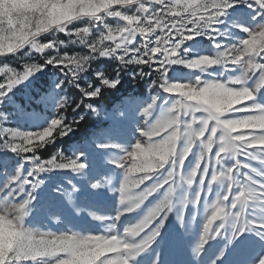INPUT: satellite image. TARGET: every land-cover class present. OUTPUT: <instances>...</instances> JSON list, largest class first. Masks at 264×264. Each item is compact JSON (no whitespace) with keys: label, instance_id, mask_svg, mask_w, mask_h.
Masks as SVG:
<instances>
[{"label":"snow or ice","instance_id":"1","mask_svg":"<svg viewBox=\"0 0 264 264\" xmlns=\"http://www.w3.org/2000/svg\"><path fill=\"white\" fill-rule=\"evenodd\" d=\"M131 8H135L134 13L125 11ZM240 12L246 15H236ZM229 17H234L231 19V28L222 31L220 26ZM108 18H118L124 23L113 27L107 22ZM77 20L83 21L85 26L70 28L69 25ZM232 29L247 33V37L235 43L218 41L217 37L229 36ZM94 30L99 32V38L89 39ZM52 31L63 32L77 39L88 49L87 54L61 53L59 46L64 41L49 39L42 42V35ZM137 36L142 40L137 42ZM199 36H207L213 42L215 51L189 57V49L184 45ZM105 41L112 42V46H105ZM25 47L41 54L55 50V55L47 54L44 64H25L23 71L7 65L0 66V77L3 78L0 82V108L4 107L8 93L15 86L47 65L61 67L66 77L70 78L68 82L79 88L88 99L98 98L102 88H115L120 83L118 77L108 78L103 72H96L99 85L82 87L81 75L88 70L92 60L98 57H115L121 67L141 65L138 73L140 78L156 77L149 85L156 92V95L150 96V102H132L130 105L131 110H142L144 117L151 118L159 110L154 122L149 119L139 129L140 136L146 138L148 143L136 140L131 150L124 149L126 156L112 162L123 173L134 177L139 188L153 176L159 178L140 190L144 199L136 209L120 210L111 224L117 225L116 222L122 216L140 209L161 189H164L163 198L142 219L127 225L123 234L109 230L106 234L84 237L72 234L51 237L60 242H68L53 252L50 257L52 264H135L136 257L159 236L167 220V212L172 210L176 189L194 183L199 185L198 190L191 200L188 197L183 200L185 205H198L201 200L212 195L215 184L223 186L222 191L216 193L215 199L206 204L209 214L195 249L198 254L210 238L227 231L226 225L231 226L232 237L237 232L264 235V214L257 215L250 211V202H256V208L264 205V180H257L241 171L252 167L241 157L259 159L257 154L264 153V103L258 99L264 91V0H0V56L16 54ZM205 58L211 61L210 66L222 65L235 74L227 79L215 80H204L197 76L185 83L173 82L168 78L172 65L201 70L207 66ZM145 68L149 70L145 71ZM237 68L239 72H236ZM249 81L253 82L250 84ZM63 84L62 80L55 87L59 89ZM163 94L178 95L163 97ZM44 102L54 104L58 111L46 126L21 131L0 123V149L15 153L22 161L15 174L8 175L0 183V191L4 193L0 199H5V203L16 199L21 187L26 193L28 187L32 189L41 182L39 179H30L38 177L39 173L52 169L80 172L87 167L80 162L84 156L80 149H76L72 157H65L60 151L53 153L47 160H42L38 155L41 148L67 136L73 131V126L85 118L80 115L79 120L67 122L63 111L68 107V100L64 96L49 94L44 97ZM79 106L77 103L76 107ZM86 107L96 111L92 104ZM168 114L172 117L171 126L166 132L156 135L158 119ZM8 119L5 117V121ZM189 125L197 135L191 137L192 142L182 162L181 157L177 156L155 171L140 169L138 161L144 152L158 150V140L169 133L175 136L174 129L177 128L184 132ZM226 129L230 135L226 134ZM181 140L184 139L179 140L178 151ZM197 144L202 145V148L189 172L194 170L192 178L189 173H185L184 163ZM99 147L108 148L110 145L100 143ZM229 156L234 159V163L226 165L224 161ZM25 165L30 167L26 169ZM252 171L258 172L254 167ZM258 174L264 177V172ZM127 188L128 183L125 182L121 191ZM19 198L23 199V196ZM23 211L24 205H20V215L16 220L4 216L5 230L18 227ZM43 238L49 239L46 236ZM221 252L222 249L216 260L224 256ZM0 256L4 258L0 264H26L27 261H34L19 259L10 249H0ZM261 257H264V253L256 256L253 264H264V258ZM47 259L49 257L37 258L40 261ZM216 260H213L215 264Z\"/></svg>","mask_w":264,"mask_h":264},{"label":"rangeland","instance_id":"2","mask_svg":"<svg viewBox=\"0 0 264 264\" xmlns=\"http://www.w3.org/2000/svg\"><path fill=\"white\" fill-rule=\"evenodd\" d=\"M125 11L134 13L135 8L125 9ZM236 15L244 16L246 13L240 12ZM233 18L225 19L224 25L220 26L222 31L224 28H231V19ZM78 21L81 20L74 21L73 24ZM107 22L113 27L121 26L124 23L118 18H108ZM83 26H85L84 23L79 27ZM56 33L54 31L44 33L42 37ZM95 33L93 40L99 38V32L96 31ZM246 37L247 33L239 29H232L229 36L217 37V39L221 43H235L240 38ZM140 40L142 38L137 36V42ZM105 46H112V42L105 41ZM184 47L189 49L187 53L189 57H196L205 53L212 54L215 51L213 42L207 36L196 37L194 41L187 42ZM28 49L29 56L35 53L37 56L44 57V54L38 53L30 47ZM16 54L0 56V66L7 65L17 71H23V69L8 65L7 61H5L11 55L16 57ZM12 62L18 64L15 58L12 59ZM24 62L25 64H41L30 58L25 59ZM48 66L29 76L8 93V100L5 102L4 107L0 108V123L3 126L11 129L18 128L21 131L35 130L46 126L47 122L58 114L56 106L44 102V97L49 94H55L64 96L68 100L64 86L59 89L55 87L57 83L64 80L66 73L62 69L57 71L55 65H52L53 67ZM239 71L240 69L237 68L236 72ZM234 74L222 65L205 66L201 70H191L185 65H172L168 72V78L174 80L173 82L185 83L187 80H194L197 76L204 80H215L227 79ZM254 80L255 77H253ZM2 81L3 78L0 77V82ZM253 81H249V83L251 84ZM149 85L150 83L145 96H127L110 110L93 106L96 109L93 112L100 119L102 126L93 131L83 143L73 144L68 151L57 150L62 152L65 157H72L76 149L83 151L84 156L81 157L80 162L87 165L85 170L77 172L72 169H52L39 173L38 177L30 178L32 180H42L44 183L36 189V200L33 201L35 210L29 218V223L40 225L41 227L47 225L57 232L68 231L71 228L86 235L106 234L109 231L108 226L111 225L121 207L119 205V191H112L111 189H119L123 181V170L116 167L112 161L126 156L124 149L129 148L131 150L130 147L136 140H140L141 143L146 141V138L140 136L139 129L145 126V122L149 119L154 122V118L159 113V110H156L153 113V117H144L142 110H131L130 108L132 102H146L151 95H156V92ZM169 95L175 96L178 94H163V97ZM258 99L261 103H264V91L261 92ZM5 117H9V119L5 121ZM100 143H106L110 147L101 148L99 147ZM0 144H2V138H0ZM184 144L185 141L181 140L180 150H182ZM115 145H122L123 147H114ZM201 148L202 145H195L192 154L185 161L184 171L186 174L194 166ZM257 155L260 157L259 159L252 157H241V159L256 168L258 172H253L252 167L243 168L241 171L252 175L257 180H264V177L258 174L259 172H264V153H258ZM21 162L20 156L0 149V183L8 175H14L17 166ZM64 162H67V160ZM224 163L231 165L234 163V159L229 156ZM28 167L30 165H25L26 169ZM5 168L7 172H5ZM158 178L159 176H153L152 179L147 181L145 185H141L136 191L150 186ZM97 181L100 182L102 187L93 189L91 184ZM198 187L199 185L194 183L192 186L184 185L176 189L173 195L172 210L167 212V220L159 236L144 252L136 257L135 264H212L213 260H216L221 249H224L231 236L230 225H226L227 231L222 235L210 238L203 251L198 255L195 249L202 236L203 225L209 214L206 210V204L215 199L216 193L222 191L223 186L220 183L215 184L212 195L207 197L206 200H201L198 205L183 204L185 194L191 200ZM27 191H31V188L28 187ZM163 194L164 189H161L150 197L140 209L127 216H122L116 222L117 228L111 231L123 234L125 227L142 219L147 211L163 198ZM3 195L4 193L0 191V196ZM16 199L17 201L20 200L19 197ZM255 203L250 202V205H252L250 211L257 215L264 214V205L256 208L254 206ZM77 209H81L79 214L76 211ZM89 212H95L97 215L107 217V219H94L89 215ZM55 214H59L62 217V223L53 224L51 222L50 215ZM181 216H183V226H181ZM157 253L160 254L159 259H157ZM261 253H264V242H261L255 233L248 232L242 234L239 241L229 246L224 256L216 260V264H253L254 258ZM26 264H42V261L30 260Z\"/></svg>","mask_w":264,"mask_h":264},{"label":"clouds","instance_id":"3","mask_svg":"<svg viewBox=\"0 0 264 264\" xmlns=\"http://www.w3.org/2000/svg\"><path fill=\"white\" fill-rule=\"evenodd\" d=\"M11 49V46L9 50ZM205 63L207 66L211 65V61H207L205 58ZM199 66V65H197ZM172 117L170 114L162 115L157 123L159 127L156 129V135H160L162 132H166L168 127L171 126ZM234 130V129H233ZM176 135L173 136L172 133H169L166 136H163L160 140L156 142L159 146L158 150L146 151L139 158V166L141 170L144 171H155L158 168L163 167L164 163H167L169 159H175L177 156L181 157V162L183 158L186 156L187 151L189 150L188 145L192 142L191 137L193 135H197L196 133L191 131V125L184 130V132H180L179 129H174ZM226 134L230 135V132L226 129ZM183 138L185 140V148L178 151L179 140ZM150 140V138H149ZM139 142V141H138ZM148 143V141H145ZM189 175L194 178V170ZM125 182L128 183V188L126 191H121L124 187ZM44 181L38 182L31 191H27L25 193L23 187L20 188V191L17 192L16 196H23V199L17 201V199H12L5 203V199H0V249L8 251L9 249L13 252L17 258L19 259H32L34 261L37 258L49 257L47 260H41L42 264H52L51 256L53 252L59 248L67 245V241L60 242L55 239H50L51 237L63 236L66 234H72L79 237L87 236L86 234H82L81 232L75 229H69L68 231L57 232L52 230L50 227L45 225L41 227L40 225H33L29 223V218L32 216L35 206L33 201L36 200V189H38ZM95 185V187L93 186ZM91 187L93 189L101 188L102 185L99 181L96 183H92ZM139 188V184L134 182V177H130L125 173H123V181L119 189H111L112 191L118 190L119 195V205L120 210H128V209H136L143 201L144 196L140 191H136ZM187 199V194H185L184 200ZM20 205H24L23 215L18 221V227L12 228L9 230H5L4 227V216L7 215L12 220H16L17 216L20 215L19 208ZM77 213L81 211V209L76 210ZM89 215L97 220H105L107 217L97 215L95 212H89ZM103 217V219H100ZM50 220L53 224L62 223V217L59 214L50 215ZM181 226H183V216L180 217ZM109 230L116 229V224H111L108 226ZM251 231V230H250ZM49 237V239H45L43 237ZM242 234L237 232L234 237L230 236L227 244L222 249L221 255L225 254L227 248L237 241L241 239ZM261 242H264V235H257ZM74 243V242H73ZM198 255V253H197ZM160 258V254L157 253V259ZM4 258L0 256V261ZM212 264H215L213 261Z\"/></svg>","mask_w":264,"mask_h":264},{"label":"trees","instance_id":"4","mask_svg":"<svg viewBox=\"0 0 264 264\" xmlns=\"http://www.w3.org/2000/svg\"><path fill=\"white\" fill-rule=\"evenodd\" d=\"M83 25V21H78L73 25L69 26L70 28L75 26L79 27ZM96 31H93L92 36L89 39L93 40L95 37ZM59 40L64 41L59 46V51L69 52L79 55H85L88 52V49L84 44H81L77 39L70 37L68 34L63 32H57L56 34H49L41 37L42 42L47 40ZM28 47L20 50L16 57L11 55L5 59L8 65L13 66L17 69H23L25 65V59L30 58L35 61H38L41 64L45 63V58L47 54L55 55V50H49V53L44 54V57L37 56L35 53L28 55ZM17 59L18 64H14L12 59ZM21 63V64H20ZM48 67H53L49 65ZM50 69V68H49ZM53 69V68H51ZM57 71L61 67L56 66ZM53 69V70H55ZM141 70V65L129 64L127 67H121L119 61L115 57H98L92 60L91 64L88 66V70L81 75L80 82L82 87H87L89 84L99 85V78L96 76V72H103L108 78H119L120 83L115 88H102V93L98 98L88 99L85 98L80 89L75 87L73 84L69 83V77H64V88L68 97V107L63 111L64 115L67 116V122L71 123L73 119L79 120L80 115H84V119L79 121L78 124L74 125V129L67 136L61 137L56 140L53 144H48L44 148H41L38 151L41 159H48L53 153L57 150L68 151V149L76 143H83L90 134L96 129L102 126L100 119L95 116L93 111H90L86 105L92 104L93 106L102 107L105 110H110L118 102H121L123 98L127 96L140 95L145 96L148 91V84L152 79L156 77H144L140 78L138 76L139 71ZM145 71L149 69L145 68ZM48 84V83H47ZM79 103L80 106L76 107V104ZM75 109V111H73Z\"/></svg>","mask_w":264,"mask_h":264}]
</instances>
